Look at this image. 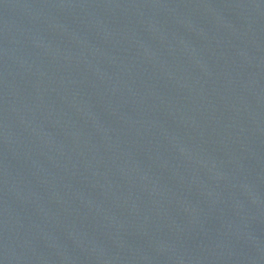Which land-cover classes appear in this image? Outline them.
I'll use <instances>...</instances> for the list:
<instances>
[{"label": "water", "instance_id": "obj_1", "mask_svg": "<svg viewBox=\"0 0 264 264\" xmlns=\"http://www.w3.org/2000/svg\"><path fill=\"white\" fill-rule=\"evenodd\" d=\"M0 264H264V0H0Z\"/></svg>", "mask_w": 264, "mask_h": 264}]
</instances>
